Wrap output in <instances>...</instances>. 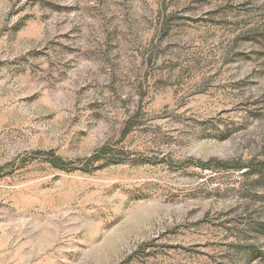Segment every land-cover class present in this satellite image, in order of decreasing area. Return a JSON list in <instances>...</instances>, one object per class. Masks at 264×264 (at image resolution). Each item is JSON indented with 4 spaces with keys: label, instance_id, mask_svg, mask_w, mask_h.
<instances>
[{
    "label": "rangeland",
    "instance_id": "obj_1",
    "mask_svg": "<svg viewBox=\"0 0 264 264\" xmlns=\"http://www.w3.org/2000/svg\"><path fill=\"white\" fill-rule=\"evenodd\" d=\"M262 162L264 0H0V264H264Z\"/></svg>",
    "mask_w": 264,
    "mask_h": 264
},
{
    "label": "trees",
    "instance_id": "obj_2",
    "mask_svg": "<svg viewBox=\"0 0 264 264\" xmlns=\"http://www.w3.org/2000/svg\"><path fill=\"white\" fill-rule=\"evenodd\" d=\"M215 164H217V163H215ZM209 166H210V164L209 165H205V167H209ZM259 168L260 169H264V162L259 164Z\"/></svg>",
    "mask_w": 264,
    "mask_h": 264
}]
</instances>
